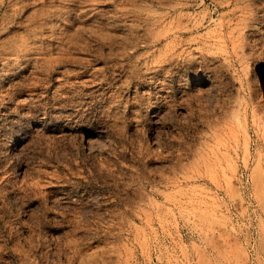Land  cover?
I'll list each match as a JSON object with an SVG mask.
<instances>
[{"label":"rangeland","instance_id":"374dc122","mask_svg":"<svg viewBox=\"0 0 264 264\" xmlns=\"http://www.w3.org/2000/svg\"><path fill=\"white\" fill-rule=\"evenodd\" d=\"M0 264H264V0H0Z\"/></svg>","mask_w":264,"mask_h":264}]
</instances>
